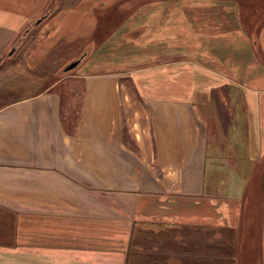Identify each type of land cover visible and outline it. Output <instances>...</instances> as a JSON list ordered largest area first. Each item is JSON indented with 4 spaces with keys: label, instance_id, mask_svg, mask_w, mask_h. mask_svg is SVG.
<instances>
[{
    "label": "crops",
    "instance_id": "0c3cea01",
    "mask_svg": "<svg viewBox=\"0 0 264 264\" xmlns=\"http://www.w3.org/2000/svg\"><path fill=\"white\" fill-rule=\"evenodd\" d=\"M66 1L0 0V64L42 35L0 90V264H245L248 224L264 264V0Z\"/></svg>",
    "mask_w": 264,
    "mask_h": 264
},
{
    "label": "rangeland",
    "instance_id": "374dc122",
    "mask_svg": "<svg viewBox=\"0 0 264 264\" xmlns=\"http://www.w3.org/2000/svg\"><path fill=\"white\" fill-rule=\"evenodd\" d=\"M72 1H75V0H67L66 1L67 4L65 5V7H68V5L71 7ZM129 2L132 3L134 9L138 8V6H141V4L148 3L147 0H130ZM73 4H75V2ZM61 5L64 8L63 4H61ZM58 8L60 9V7H58V6L54 7L53 11H57ZM116 20H117L116 24H117V28H118L122 25L121 24L122 19L116 18ZM38 31L34 30L30 34L25 35L24 38L22 39L21 43H19L17 46L16 45L13 46V48H15L14 53L12 55H9L11 50L13 49V48H11L7 52V54L5 55L4 61L0 64V74L1 73L5 74V78H3V80L5 79V82L2 84L0 83V90L8 92L9 97L6 98L7 101L16 100V64L24 61L25 58L29 56L30 52L32 50H34L37 47V44L41 41L42 35ZM69 53H71V52L69 51ZM72 60H74V58H70L68 62H71ZM47 69L48 68L46 67V70ZM79 70H80V68H76V69L68 72V75L74 76L79 72ZM55 80L56 79L54 76L52 81L54 82ZM0 82H1V78H0ZM34 83L35 82H32V87L34 89H30V86H29V89L26 88L24 91H22V95L30 96L31 94H35L37 91H39V89H42V88H45L48 86V82L45 83V81H43L40 78H39V81L36 82L35 87H34ZM8 89H10V90H8ZM261 174H263V173H261ZM263 183H264V179L262 180V178H261L259 180V184L262 185ZM263 197H264V195H263ZM263 197H262V199H264ZM262 199H259V203L261 202V204H260L261 206L264 204ZM250 205L251 204H249L248 218H249V214H252L251 208H258V205L256 203H253L251 206ZM247 227L250 228V232L247 234L245 233V235H244L246 238V241L244 240L245 241V247H246L245 251H244V255H245L244 263L245 264H253V261L255 259L254 258V252H255L254 245L256 242H253L251 240V237H252L251 233L253 232V234H254L255 227H252L251 224H248Z\"/></svg>",
    "mask_w": 264,
    "mask_h": 264
},
{
    "label": "water",
    "instance_id": "95a60500",
    "mask_svg": "<svg viewBox=\"0 0 264 264\" xmlns=\"http://www.w3.org/2000/svg\"><path fill=\"white\" fill-rule=\"evenodd\" d=\"M15 51V48H13L10 52L9 55H12ZM82 59H79V60H76V61H73L72 63H70L66 68H65V72H70L72 70H74L75 68H77L80 64Z\"/></svg>",
    "mask_w": 264,
    "mask_h": 264
}]
</instances>
